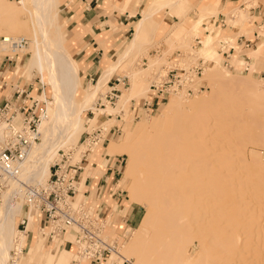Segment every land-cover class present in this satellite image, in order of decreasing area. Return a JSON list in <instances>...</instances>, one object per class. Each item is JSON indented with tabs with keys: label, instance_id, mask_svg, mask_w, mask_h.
<instances>
[{
	"label": "bare ground",
	"instance_id": "obj_1",
	"mask_svg": "<svg viewBox=\"0 0 264 264\" xmlns=\"http://www.w3.org/2000/svg\"><path fill=\"white\" fill-rule=\"evenodd\" d=\"M182 1L170 0L168 4L162 3L163 5L158 2L159 7L153 3L143 11L144 16L138 23L137 34L133 43L127 47L115 64L111 65L107 62L110 66L105 67V72L99 84L95 86L92 92L88 93L87 98H85L86 101L81 104L78 110L75 106V97L81 85L79 69L73 58L63 47L62 41L55 31L52 32L53 34L50 33L53 28L54 30L59 28L57 26L55 0H22L20 3L22 8L20 9L15 4V6H12L10 1L0 0V33L5 30L9 33L14 32L13 28L19 25L14 22L24 17L27 13L32 14L31 19H33L32 23L35 29L34 34H32L33 40H31V36H27L30 35L28 32H25L27 35H14V37L6 35L4 38L26 40V46L23 48L22 53L27 47V41L30 40L31 44L28 49L30 58L38 64L37 66L40 67V70L47 72L46 81L44 79V82L52 88L53 102L51 104L54 106V113L50 116L45 115L47 109L45 102L46 108L43 109L41 126L38 127L39 140L42 142L39 143L40 141L38 140L39 142L29 150L20 170L19 181L10 182L1 194V203L3 202V204L0 206V264H10V250L17 247L18 249L19 247L22 248V238L27 234L28 220H23L26 225L23 229L25 232L16 230L15 223L17 216H19L18 214L22 213L27 201L24 185L44 186V182L47 181H44V179L50 173V164L57 156L58 150L73 142L75 136H79L83 125L82 114L89 108L96 95L101 91L107 73L115 71L118 66L130 59L131 54L137 48L140 36L144 33L145 28L150 25V20L161 9L179 7ZM213 7H215L214 2L203 6L199 10L200 14L197 21L194 23H191L186 18V13L181 15L182 20L178 21L177 28L169 37L174 41L177 40L176 33L178 32L180 38H182L189 32L187 28H189L190 24L195 27L194 36L201 34L203 30H207L210 33H207L208 35L206 34L207 36L202 41L205 47L204 54L208 60H217L219 56L213 45L215 42V37H212L213 28H204L203 26L208 18L211 16L213 18V15L208 13ZM196 8L198 7L195 5L192 10ZM28 28L29 26H26L24 31H27ZM217 34H215L216 37ZM8 46V43L1 40V51L6 52L9 50ZM251 57L257 61L260 59V54L258 51H254ZM216 63L218 65V62ZM154 64L152 63L151 66ZM251 69L253 72L256 68L252 66ZM211 77L212 80H209L212 81L211 85L214 86V89L206 98L204 96L198 97L195 100H191L187 106H182L181 100L174 98L171 106H169L170 108L168 107L165 123L163 122L164 124L160 127L155 123H150L147 129L151 135L150 139L146 141V135L141 136L129 152L132 164L126 171V179L132 178L134 181L130 190V198L133 203L142 201L147 215L137 230L128 250H136L141 245L142 236L150 234V230L154 226L153 221L158 216H161L166 217L169 223L172 220L176 221V226H173V229H194L199 235L202 234L204 236L211 234V237L214 236L212 243L225 252H229V249L237 248L239 254L236 256L237 258L234 257L236 261L232 264H246L249 260L256 262L255 264H264V221L259 219V215L257 216V210H255L257 208H255V203L253 204L252 201L253 196L258 192H254L256 191L254 189L255 186L251 189L238 183L241 179H237L238 182L233 181V174H237L238 171L242 170L243 172L244 169H250V167L255 169L256 166H259L258 160L253 162V164L249 163V153L251 152L247 148L249 147L248 145L257 146L260 144L261 142L259 143V141L263 135H261L262 131L258 130L260 128L256 115L248 117L242 115V118L244 117L246 120L238 118L239 120L237 121L232 111L234 110V102L238 98L241 100L240 97L245 92L244 90L242 95H240L241 88L247 89L249 86L250 88L248 87V89H251L250 85H252V90L246 92L252 93L254 89L255 92L257 91L256 95L252 93L255 95V99L257 98L254 100L257 101L259 100L258 98L262 97L260 99L262 101L264 97V78L261 81L248 80L237 73H218ZM43 85L45 84L43 83ZM212 86L211 88H213ZM141 91L142 89L134 88L129 90L121 105L128 103L133 97L141 95ZM211 99H215L214 103L203 104L206 100ZM260 100L257 101L258 103L256 102V105L260 106L259 109L264 106V100L263 104ZM253 106H255V103ZM255 108L258 107L255 106ZM252 129L254 134L249 136V130L252 131ZM146 143L147 146L145 147ZM140 146L141 151L138 150ZM236 155L239 158L235 157ZM259 171L260 169L257 173ZM261 172L264 171L261 169ZM263 178L264 176L261 175V179ZM261 190H264L263 187ZM261 190H259V194ZM77 201H79V198ZM215 209L220 212V220L224 226L221 223L216 224L213 222V219L219 217L216 216L217 214H213ZM191 217H195L196 220L194 218L192 221ZM190 218L191 223L187 221ZM220 220L218 218V221ZM187 222L188 224H186ZM213 225H215V228L225 227L224 229L222 228L224 230L222 238L219 237L217 230H213ZM230 227H233V229L238 227V235L236 237H233L234 231H231ZM20 241L21 243H19ZM253 242V248L246 250L249 249V244ZM169 247L166 244L162 251L166 254V258L170 253L173 262L180 257V254H178L177 250ZM18 249L13 250L15 251L14 255H16V257H12L14 259L13 262L21 252ZM123 253L116 251L114 255L121 261H125L127 260L125 257L127 255ZM152 254L155 253L152 252ZM60 256L61 254L57 250L52 253V258L55 257L57 259ZM72 259H74V255ZM110 259L111 256L109 262ZM200 260L201 256H196L188 261L179 263L198 264ZM17 261L13 264H17ZM254 262H251V264H254Z\"/></svg>",
	"mask_w": 264,
	"mask_h": 264
},
{
	"label": "rangeland",
	"instance_id": "obj_2",
	"mask_svg": "<svg viewBox=\"0 0 264 264\" xmlns=\"http://www.w3.org/2000/svg\"><path fill=\"white\" fill-rule=\"evenodd\" d=\"M6 1H10L12 6L16 5L18 9L22 8V5L20 4L22 0ZM169 1L170 0H142V3L140 4V9H143L144 11L145 9L149 8L153 3L157 7H159L158 5L160 2V5H163L162 3L165 2V4H168ZM214 1L215 0H183L179 7H165L161 9V11H159V13L150 20V25L146 27L148 29L145 28L144 33L140 36L137 48H135L134 52L131 54L130 59L118 66L115 71H110L105 76L106 78L105 81H103V87L101 91L98 93V95H96V98H94L89 108L82 114L83 125L79 136H75L73 142L59 149L57 152V156L50 164L51 168L52 165L60 161L62 155H64L68 159L66 160V158L64 157L65 161L78 164L80 160L82 161L85 158L88 152L92 153V150L94 154L97 152L105 153L106 151H108L109 156H115L109 152V146L113 145L114 141H117V143L115 144H118V146H116L117 151L115 152V154L120 155L117 190L121 194V198L124 200V203L127 205H131L134 210L137 211V221L133 227H125L121 220L112 222L108 219L107 221H105L106 236L109 237V239L118 240V247L116 251L124 252L123 254L127 255L125 256L127 260L121 261L113 253L111 255L110 263L112 261L115 262V264H123L125 262L128 264H180L182 262L188 261L192 257L201 256V260L198 262V264H232L236 261V256L239 254V250L237 248L229 249V252H225L219 247H216V245L212 243L214 236L211 237V234H209L208 236L206 234L204 236L202 234L199 235L198 232L194 229H173L176 226V221L169 220V223L168 219L166 220V217L164 218L161 216H158V218L154 220L155 222L153 221L154 226L152 230H150L151 235L144 234L142 236L143 241L141 245H139L136 250H131L132 252L128 250L134 236L136 235L137 230L140 228L141 223L144 221L147 215L146 208L143 206L142 201H140L139 203H133L131 201L130 190L133 186L134 181L132 178L126 179V171L132 164L129 158V152L132 150L134 143L137 142V140H139V138L144 135H146V141L147 139H150V132L147 131L148 127L150 126V123H155L158 127L162 126L165 123V121L167 120V112L170 108L169 106H171L174 98L180 99L182 102V106H187L191 100H195L198 97L204 96V98H206L214 89V86L211 85V76L217 75L218 73H237L241 77L247 78L248 80L254 79L255 81H261V79L264 78V76L254 74L255 70L252 72V65H249V70L246 72L244 71V69L236 70L235 64H233L234 68L230 69L229 67L223 64L219 63L217 65L215 62L209 61L205 57V47L202 44L204 38L210 33H208L207 30L205 34H203V30L201 34H197V36H194L195 33L193 31L195 30V27H192L190 24L189 28L184 27L187 28L189 32H187L182 38H180V34L178 32V34L176 33V37H178L177 40L174 41L169 37V35H171L172 32L177 28L178 21L180 19L182 20L181 15L186 13V18L191 23H194L199 17V10H201L203 6H207L210 4V2ZM63 4L64 0H55V7L57 11L56 19L57 26L59 28L57 30H54L53 28L50 33L53 34L52 32L55 31L56 35L59 36V39H61L63 47L70 54L71 58H73L74 63L77 64V67L79 69V63L76 60L78 55L75 54V51L78 47V45L76 44V36L78 35V30H72L70 27H68V24L61 10ZM195 5L198 8L192 10L193 6ZM17 7L15 8L17 9ZM218 10L219 8L215 6L210 9L208 13L210 15H213L215 19L219 13ZM223 13L228 14L227 9L224 10ZM30 14L27 13L25 15L26 17H21L19 18L21 20L18 19V21L14 22L19 24L18 27L16 26L15 28H13L14 32L9 33L6 30L2 31V33H0V35L2 34L0 36V42L2 38L6 37V35L14 37V35H24L25 32H28L30 35H25L29 37L31 36L30 38L31 40H33L32 34H34L35 29L33 26L34 24L32 23L33 19H31L32 14ZM143 16V12L140 13L138 20L140 18L142 19ZM163 18H166L171 25L166 31V33L161 34L157 31V28ZM139 21L136 24V29L131 30L130 34L126 36L121 49H119V51L116 53H112L113 56L112 58H110V60L104 59L102 61V73L98 77H95L93 81L88 80L85 83H82V77L80 76L79 69L81 85L75 97V106L78 110L80 109L81 104L86 101L85 98H87L86 96L88 95V93L92 92L95 86L99 84V81L102 78L103 73L105 72V67L110 66V64H115L123 55V52L127 49V47L133 43V40L137 34ZM226 23L228 27H236L238 25H241L244 28L245 24L247 25L246 16L243 12L239 10L237 11V9H235L231 12V17L226 18ZM26 26H29V28L27 31H24ZM212 32V37H215V42L213 45L215 50L218 52L217 54L220 58L221 56L219 51L225 52L226 50H228L232 46L234 38L228 35V33H225V28H213ZM215 34H217V37ZM27 42L28 44L26 49L23 53H19V56H13L10 50H7L6 52L0 50V62H3L4 70L6 69V87H3V90H7V97H11L15 90V87L18 86V84L22 86L26 84H31L33 87L32 95H36V82L39 80L42 85V89L39 90L40 92L38 97L39 99H42L46 102L47 109L45 115L50 116L54 113V106L51 104L53 102V91H51V86L46 85V83L44 82V79L46 81L47 72L45 70H40V67L37 66L38 64L33 62L30 58L28 49L30 47L29 45L31 44V42L30 40H28ZM260 48L256 50L260 54V59H258V61L264 59V46ZM7 56L8 58H10V60H8ZM107 62H109L110 64H108ZM11 63L13 64L11 66H8V64ZM152 63L155 64L151 66ZM197 65L202 66V73L198 76H196L195 72L193 71V68ZM183 72H185V76L184 78H182L183 80L181 81V84L178 87H174L172 89L170 88L168 94L164 95L163 98L157 92L154 96H152L154 93L152 91L153 89L151 88L152 85L160 87L161 85L170 80V73L182 75ZM115 78L123 79V82L120 86L117 87L118 91L114 92L116 97L110 99L109 97L111 96V88L113 87V83H115ZM243 80L245 81V79ZM43 83L45 85H43ZM211 86L213 88H211ZM250 86L253 88L252 85ZM248 87L247 89L241 88V90H243H240L241 93L239 94L242 95L244 90L245 92L241 97L238 95L241 100L237 97L238 99L234 102V110L232 111L233 115L235 116V120L237 121L239 120L238 118H240V120H246V118H242V115L245 117L256 115L258 118V126L260 128L258 130L262 131L261 135H263L261 136V140L259 141V143H261L257 146L248 145L249 147L247 148V150L252 153H249V163L253 164V162H256L258 160L259 166H256L258 168L255 167V169H252L250 167V169H244L243 172L242 170L238 171V173L236 172L237 174H233V181L235 180V182H238L237 179H241V182L239 181L238 183H241L246 187H250L251 189L253 188V186H255L254 189L256 191L254 192L258 193L255 194L256 196H253L252 201L253 204L255 203V208H257L255 209L257 210V216L259 215V219L264 221V190H261L262 187L264 189V178L261 179V175L264 176V172H261V169L262 171H264V97L262 101L260 100L262 97L258 98L263 104H261L263 106L261 108V111V109H259L260 106L256 105L258 103L257 101L259 100L255 101L257 99H255L257 91L255 92V90L253 89L252 93H255V95L251 92H246L252 90V88L248 89ZM133 88L142 89V94L139 96L137 95V97L135 96V98L133 97V99L130 100L128 103L121 105V103L124 102L128 91ZM152 97H155L157 99L154 105H150ZM238 100H240L241 102ZM214 101L215 99L206 100L203 104H211L214 103ZM145 103L149 104L150 110H146V107H143L145 111L142 109L140 112L137 113L138 108H142ZM254 103L255 106L258 108H255V106H253ZM43 108L46 107L44 106ZM40 124L39 126H41ZM249 132V136H251V134H254L253 129L252 131L249 130ZM39 141V143L42 142L41 140ZM95 143L97 144V146H95ZM146 146L147 143L145 144V147ZM138 150L141 151V146ZM235 157L239 158L238 155H236ZM259 169L260 173H257ZM68 170L70 171L71 169ZM239 172H241L242 174ZM49 177L50 173L44 179V181H48ZM260 180H262V182H260ZM46 182H44V185L46 184ZM80 187L81 186H79V189ZM259 190H261L260 194ZM80 199L81 195L79 197V200ZM2 204L3 202L1 203L0 198V206ZM28 204V201H26L25 208L24 210H22V213L18 214L19 216H17L15 223L16 230L18 229L21 230V232H25L23 231V229L26 225H21V223L24 219L26 221L28 220V227L30 228L27 227V234H25L22 238V248L19 247L18 249L17 247L12 248L10 250L11 258L9 259V263L13 264L15 261L18 260L17 264H70L73 258L72 251L68 250V246L60 247L59 244L56 246H51V244L48 242L47 236L41 231L40 225L38 226V214L33 209L32 205L28 206ZM258 211L259 213H261L259 214ZM213 214H217L216 216H219H215L216 218L213 219V222L216 224L221 223V225L224 226L220 220L221 214L218 209H215V212H213ZM191 218L193 221L195 217ZM191 218L187 220L189 221V223L192 222ZM218 218L220 221H218ZM186 224H188V222ZM118 227H123L125 230L121 236L118 235L120 233L118 231ZM222 228L224 229L225 227ZM222 228H215V225H213V230H217L219 232L220 238H222V232L224 231L222 230ZM230 230L234 231L232 234L233 237H236L238 235V227H235V229H233V227H230ZM19 238L21 237L19 236ZM19 243H21V241ZM166 244H168L173 250H177L178 254H180V257L173 262L171 259L172 255L169 253L166 258V254H164V252L162 251V248L165 247ZM253 244L254 242L249 244V249H246L245 247L244 249L251 250V248H253L254 246ZM157 246L159 247L157 248ZM156 248L157 250H155ZM15 249L21 250V252L13 262L14 259H12V257H16V255H14L15 251H13ZM56 250L59 252V254H61V256L57 259L55 257L52 258V253ZM152 252H154L155 254H152ZM34 255L35 258L33 262L32 260ZM234 257L236 258L234 259ZM251 262L253 263L254 261L249 260V262L246 264H251ZM107 263H109V260L107 261ZM255 263L256 262H254V264Z\"/></svg>",
	"mask_w": 264,
	"mask_h": 264
},
{
	"label": "crops",
	"instance_id": "obj_3",
	"mask_svg": "<svg viewBox=\"0 0 264 264\" xmlns=\"http://www.w3.org/2000/svg\"><path fill=\"white\" fill-rule=\"evenodd\" d=\"M141 3L142 0H64L61 10L68 27L78 30L76 36L78 47L75 54L78 55L76 60L80 66L82 83L93 81L98 77L102 73V61L110 60L112 53L121 49L131 30L136 29V24L141 19L138 20V17L143 12V9H140ZM214 3L219 8V13L215 19L208 18L203 24L204 28H225V33L234 39L228 50L219 51L220 60L218 57L217 60L209 61H216L230 69H233L235 64L236 70L244 69L246 72L249 70V65H252L256 68L254 74L264 76V59L256 61L251 57L254 51L264 46V0H215ZM226 9L228 14L223 13ZM235 9L246 16L247 25L245 24L244 28L241 25L228 27L226 23V18L231 17V12ZM170 25V22L163 18L157 31L164 34ZM206 32L204 30L203 34ZM5 71L3 62H0V105L11 99L14 94L13 92L11 97H7V90H3V87H6ZM39 83L38 80L37 96L42 89ZM16 87L33 92L31 84L23 86L18 84ZM156 100L152 97L150 105H154ZM142 109L145 110L143 106L138 108L137 113ZM113 143L109 146V152L115 156H109L108 151L94 154L92 150V153L88 152L81 161L76 178L75 197L78 199L81 193L80 201L90 206L102 220L109 219L112 222L121 220L125 227H133L137 221V211L131 205L124 203L117 190L120 155L115 154L117 141ZM118 231L120 232L118 235L121 236L125 230L123 227H118ZM68 250L73 251V248L69 246Z\"/></svg>",
	"mask_w": 264,
	"mask_h": 264
},
{
	"label": "built area",
	"instance_id": "obj_4",
	"mask_svg": "<svg viewBox=\"0 0 264 264\" xmlns=\"http://www.w3.org/2000/svg\"><path fill=\"white\" fill-rule=\"evenodd\" d=\"M2 40L9 44L13 56H19L26 46L24 39ZM193 71L198 76L202 73V67L197 65ZM184 76L185 72L182 75L170 73V80L161 88L151 86L154 92L152 96L157 92L163 98L170 88L181 84ZM114 82L110 99L116 97L114 92L118 91L117 87L123 79L115 78ZM44 106V100L32 95L30 90L19 87L15 88L11 99L0 105V198L10 182L19 181L22 164L31 147L39 140L38 127ZM143 107L150 110L148 103ZM64 157L62 155L60 161L51 166L50 177L44 186L24 185L28 206L32 205L39 215L38 224L51 246L59 244L60 247L73 248L74 259L71 264H115L107 261L116 252L118 240L109 239L105 221L90 206L77 201L75 197L81 160L78 164H72L65 161Z\"/></svg>",
	"mask_w": 264,
	"mask_h": 264
}]
</instances>
